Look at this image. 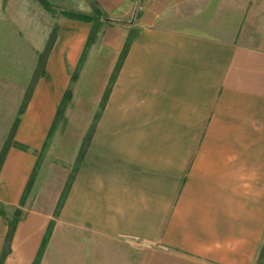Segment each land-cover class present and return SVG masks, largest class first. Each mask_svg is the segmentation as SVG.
Here are the masks:
<instances>
[{
    "label": "crops",
    "instance_id": "1",
    "mask_svg": "<svg viewBox=\"0 0 264 264\" xmlns=\"http://www.w3.org/2000/svg\"><path fill=\"white\" fill-rule=\"evenodd\" d=\"M48 1L104 13L83 57L81 70L92 72L77 108L81 118H100L90 140L93 121L64 127L72 135L57 155L78 162L85 150L55 216L77 163L72 171L68 162L49 164L48 152L25 191L59 103L82 80L71 82V72L94 22L57 18L37 0H22L34 9L23 10L18 29L13 15H1L5 37L19 30L44 39L29 40L38 52L58 29L16 132L29 149L10 147L0 170V204L24 215L3 264H60L55 236L64 225L139 241L140 264H255L264 244V0ZM8 230L0 214V256ZM104 257L91 253L86 261Z\"/></svg>",
    "mask_w": 264,
    "mask_h": 264
},
{
    "label": "rangeland",
    "instance_id": "2",
    "mask_svg": "<svg viewBox=\"0 0 264 264\" xmlns=\"http://www.w3.org/2000/svg\"><path fill=\"white\" fill-rule=\"evenodd\" d=\"M49 3L54 6V11H50L48 8L43 6L48 14L51 13L53 16H57V18L65 17L61 13L63 10H68L65 6L56 5L51 2ZM25 8H27V10H29V8L31 10L34 9L33 7H29L28 4L23 8L22 0H0V17L1 15L6 13L13 15L17 21L11 23V25L17 26H14V28L18 29L19 26L21 27L22 15L24 14L23 10L25 11ZM35 13L37 12L35 11ZM35 13L31 12L30 14ZM45 22V17L42 16L40 18L39 24L41 26H44ZM5 25L6 24L1 21L0 18V155L2 154L5 144L11 138V133L14 129L17 118H20V122L16 128L17 132L22 117L25 113L24 112L21 114L20 110L25 105V102L27 101L29 95H31L32 97L38 80L45 73V61L49 53H47V46L50 44V38L54 35L55 29H57H53V32L47 41L45 49H42L41 52H38L37 49H34L36 48V46H33V44L29 45V40L31 42H35V40L44 41V39L31 40L27 37H22V31L19 30L18 32H13L14 37H5L4 34H7V32L4 30ZM83 61L84 59L82 54L76 70H73L71 72L72 75L77 73L76 81L81 75L82 80L78 82L79 84L77 87H69L72 93V98L68 102L60 119L57 120L54 126H51L52 133L48 134L47 140L39 152V157L41 158L38 170L40 168L41 162H43L44 157L48 152V159L50 160L49 164L64 166V163L68 162L70 164L69 169L71 171L76 166V161L71 162L72 157H65V159H63L64 157H60L59 155H57V151L63 147L62 143H65V137H69L70 135H72L69 133H64V127H76L85 125L90 126L94 119L93 117L81 118L77 114L79 105L83 104V102L81 101L85 100V95H83V88L90 83V74L92 72V70H81ZM99 72L102 73L103 70L101 69L99 70ZM71 82H73L72 79ZM26 109L27 106L25 107V111ZM60 128L63 129L61 133H56V131L60 130ZM66 142L68 143V141ZM49 149L50 151H48ZM7 210L10 214L13 211L11 209ZM55 237L58 241V245L54 247L55 251H63L60 264H102L87 262L86 260L89 259L91 253L100 255L104 253L105 261L103 264H140V242L131 238L109 237L105 234L103 235L101 233H94L79 228H71L65 225L57 231ZM69 239L79 240V242L77 245H61L63 241ZM86 240L92 241L94 245L80 244V241H83L84 243V241ZM101 243H104L105 245H101ZM53 254L55 253L53 252ZM53 254H51L52 262H54L55 260V256ZM255 264H261V261L258 259Z\"/></svg>",
    "mask_w": 264,
    "mask_h": 264
},
{
    "label": "trees",
    "instance_id": "3",
    "mask_svg": "<svg viewBox=\"0 0 264 264\" xmlns=\"http://www.w3.org/2000/svg\"><path fill=\"white\" fill-rule=\"evenodd\" d=\"M42 6L48 8L50 11H54V6L51 5L49 3V1L47 0H37ZM65 17H68L70 19H79V20H84V21H87V22H94L93 24V28L91 30V33L89 35V38L87 40V44L85 46V49H84V53H83V57H84V54L87 50V48L93 44L94 42L97 41V33H98V30H99V22H98V17L99 16H104V13L103 11H101L100 9H95V13L94 15H86V14H83V13H78V12H73V11H67V10H63L61 12ZM97 21V23H96ZM56 32H57V29H55L54 31V35L50 38V44L47 46V53L49 52L50 48L52 47L55 39H56ZM130 43V40L127 42V47ZM127 47L123 50V53L121 54V57L119 59V64L117 65L116 69H115V72L113 73L111 79H110V83H109V87L107 88V91L103 97V100H102V103H101V108L104 107L105 103L107 102V99H108V95H109V92L111 90V87H112V84L114 83V80L116 78V75L119 71V68L121 66V63L123 62L124 60V57L127 53ZM71 79L74 81H76L77 79V73L73 74ZM72 98V93H71V90L68 88L64 94V97L63 99L61 100V102L59 103V106H58V110H57V115L55 117V120L52 124V126H54L57 122V120L60 119L61 115L64 113L63 111L65 110L68 102L71 100ZM31 99V95H29L27 101L25 102V105L23 106V108L20 110V113H24L25 112V107L28 106V103ZM100 118V112H98L96 114V116L94 117L93 119V123L91 125V132L88 136V139L90 140L91 136H92V132L93 130L95 129L96 125H97V122ZM20 122V118H17V121H16V124L14 126V129L11 133V138L7 141V143L5 144V147L2 151V154L0 155V170H1V167L4 163V160H5V157L7 155V152L9 150L10 147H17V148H20V149H23V150H28L29 147L27 145H24L22 144L21 142L17 141L15 139V133H16V128L18 126ZM50 134L52 133V129L50 130L49 132ZM86 146V143L84 145V147ZM83 147V148H84ZM44 150V149H43ZM84 150L81 152V155L78 159V162H77V167H75L72 171V173L70 174V177L67 181V184L65 186V189L61 195V198L59 200V203L57 205V209L55 211V216H58L59 213H60V210L65 202V199L68 195V192L71 188V185L74 181V178H75V175H76V172H77V168H78V165L80 163V161L82 160V157L84 155ZM40 158L39 157V161L37 163V166L35 168V170L33 171L32 175H31V178L28 182V185H27V189L25 191L26 192H29L30 188L32 187L33 185V182H34V179L36 177V173H37V170H38V166H39V163H40ZM0 214L3 215L7 221H8V224H9V230H8V233H7V237H6V243H5V247L1 253V256H0V264H3L4 261H5V258L11 253V245H12V240H13V236H14V233L16 231V228H17V225L18 223L23 220V210L20 208V207H15L12 211V213L10 214L8 212V210L3 206L1 205L0 207ZM54 227H55V220H51L50 223H49V226L47 228V231L45 233V236H44V239H43V243L41 245V249H40V252H39V256L37 258V261L40 259L41 255L43 254V251L49 241V239L51 238L52 236V233H53V230H54ZM259 260L261 261V264H264V244H263V247L261 249V252H260V255H259Z\"/></svg>",
    "mask_w": 264,
    "mask_h": 264
}]
</instances>
